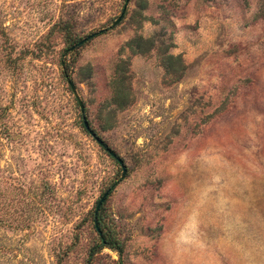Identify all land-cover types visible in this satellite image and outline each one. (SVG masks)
I'll list each match as a JSON object with an SVG mask.
<instances>
[{"label": "rangeland", "instance_id": "1", "mask_svg": "<svg viewBox=\"0 0 264 264\" xmlns=\"http://www.w3.org/2000/svg\"><path fill=\"white\" fill-rule=\"evenodd\" d=\"M0 264H264V0H0Z\"/></svg>", "mask_w": 264, "mask_h": 264}, {"label": "water", "instance_id": "2", "mask_svg": "<svg viewBox=\"0 0 264 264\" xmlns=\"http://www.w3.org/2000/svg\"><path fill=\"white\" fill-rule=\"evenodd\" d=\"M125 9H126V6H124L120 16L111 25L112 28L117 26L120 23L121 19L124 16ZM100 33H101V31H99L97 33L90 34L89 36H87L86 38H84L83 40L79 41L77 44L73 45L71 48H69L68 52H72L75 48L82 46L85 42H87L88 40L94 38L95 36H97ZM68 86L70 87V90H71L73 96L75 97L76 102H77V104L79 106L80 113L82 115L83 128L89 134V136L94 139V141L99 145V147H101L111 158H113L117 162V164L120 166V168L122 170L121 179H123L125 177V175H126V168H125V166L123 164V161L90 128L89 123H88V121H87V119H86V117L84 115V105H83L82 101L80 100V98L78 97V95L76 93L75 85L73 84L72 81H68ZM108 196H109V191L105 192L99 198V200L97 201L96 206H95V210H94V218H96L100 208L103 206V204L105 203V201H106ZM94 225H95L96 232H97L98 236L100 237L101 236V232L97 228L96 219H94Z\"/></svg>", "mask_w": 264, "mask_h": 264}, {"label": "trees", "instance_id": "3", "mask_svg": "<svg viewBox=\"0 0 264 264\" xmlns=\"http://www.w3.org/2000/svg\"><path fill=\"white\" fill-rule=\"evenodd\" d=\"M100 211L101 210H99L96 218H94V219H96V225H97V228L99 229V231L101 232V236L99 237L100 239H99L98 244H96L92 248V250L89 254V259H88L89 261L100 249H103V248H109V249L115 251L119 255V257L122 256V247L120 245V242L116 238V236L110 230H107V228L104 226L102 215H101ZM120 261H121V259H120Z\"/></svg>", "mask_w": 264, "mask_h": 264}, {"label": "clouds", "instance_id": "4", "mask_svg": "<svg viewBox=\"0 0 264 264\" xmlns=\"http://www.w3.org/2000/svg\"><path fill=\"white\" fill-rule=\"evenodd\" d=\"M175 245L179 250H191L203 246V241L195 223L187 224L180 230L176 236Z\"/></svg>", "mask_w": 264, "mask_h": 264}]
</instances>
